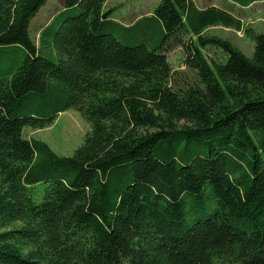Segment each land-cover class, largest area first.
Here are the masks:
<instances>
[{
	"label": "trees",
	"instance_id": "trees-1",
	"mask_svg": "<svg viewBox=\"0 0 264 264\" xmlns=\"http://www.w3.org/2000/svg\"><path fill=\"white\" fill-rule=\"evenodd\" d=\"M49 1L0 0V264H264V32L195 0L131 24L62 0L38 46ZM70 109L91 125L73 154L24 135Z\"/></svg>",
	"mask_w": 264,
	"mask_h": 264
},
{
	"label": "rangeland",
	"instance_id": "rangeland-1",
	"mask_svg": "<svg viewBox=\"0 0 264 264\" xmlns=\"http://www.w3.org/2000/svg\"><path fill=\"white\" fill-rule=\"evenodd\" d=\"M160 0H107L106 9L114 8L115 17L124 24H131L139 17L150 14ZM200 5L206 6L217 4L230 9L237 16H241L246 24H251L256 31L264 32V2L240 7L233 5L231 0H197ZM62 0H50L34 18L30 32L37 45H40L41 30L52 20L63 8ZM209 34H217L230 39L246 55L251 56L254 51L253 43L243 31L240 33L228 27H219L208 30ZM127 42V40H124ZM131 43V42H130ZM216 52L221 55L219 49L212 48L211 54ZM46 56L53 57L56 61L57 56L51 53H44ZM54 54L56 55L55 51ZM250 54V55H249ZM168 57L172 62L174 76L180 86L190 84L194 81L193 73L184 65L185 54L181 48H175L169 52ZM178 85V86H179ZM89 122L75 109L62 112L58 118L48 127L43 129L25 128L24 135L28 138H38L46 141L57 153L61 155H71L82 144L86 134L90 131ZM209 215V212H198L189 214V220Z\"/></svg>",
	"mask_w": 264,
	"mask_h": 264
},
{
	"label": "crops",
	"instance_id": "crops-1",
	"mask_svg": "<svg viewBox=\"0 0 264 264\" xmlns=\"http://www.w3.org/2000/svg\"><path fill=\"white\" fill-rule=\"evenodd\" d=\"M195 2L196 3H198L199 4V2L197 1V0H195ZM264 1H258V2H254L252 5H254V4H257V3H263ZM200 5V4H199ZM214 5H217V4H214ZM219 27H223V26H214V27H211L210 29H215V28H219ZM210 29H208V30H210ZM207 30V31H208ZM238 31V30H237ZM241 31H243V30H241ZM241 31H238L239 33L241 32ZM244 32V31H243ZM209 33V32H208ZM250 55V54H249Z\"/></svg>",
	"mask_w": 264,
	"mask_h": 264
}]
</instances>
